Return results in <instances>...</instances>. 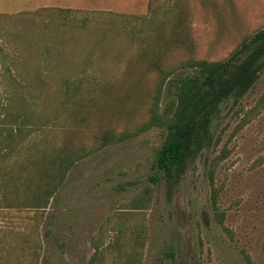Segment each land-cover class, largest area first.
I'll return each mask as SVG.
<instances>
[{
	"label": "rangeland",
	"instance_id": "obj_1",
	"mask_svg": "<svg viewBox=\"0 0 264 264\" xmlns=\"http://www.w3.org/2000/svg\"><path fill=\"white\" fill-rule=\"evenodd\" d=\"M173 1L100 7L97 0H57L66 6L37 7L32 0H0V124L5 111L26 105L36 121L48 122L15 147L19 159L61 147L87 151L103 125L122 130L114 117L98 125L85 119L105 106L103 90L117 88L109 81L123 69L116 55L135 56L125 39L133 20L120 15L147 16L149 8ZM176 3L186 8L196 59L223 60L264 27V0ZM182 57L177 50L172 59ZM81 76L82 96L65 104L60 81ZM241 119L247 123L237 129ZM211 133L217 144L198 151L170 188L153 167L164 131L150 129L75 162L44 210L0 204V264H264V67L242 98L220 105ZM213 157L219 160L209 180Z\"/></svg>",
	"mask_w": 264,
	"mask_h": 264
},
{
	"label": "trees",
	"instance_id": "obj_2",
	"mask_svg": "<svg viewBox=\"0 0 264 264\" xmlns=\"http://www.w3.org/2000/svg\"><path fill=\"white\" fill-rule=\"evenodd\" d=\"M58 12L70 10L59 9ZM120 16L133 20L134 24L127 27L124 36L128 47L135 50V56L128 59L116 55V62L123 69L116 79L109 81H115L117 88L103 90L105 106L98 108L97 118L89 114L85 119L87 124L89 120H96L98 125L103 118L114 117L121 121L122 130L114 132L103 125L96 139L98 143L87 151L81 149L76 153L61 147L49 155L36 151L33 156L19 159L15 147L48 122L36 121L34 110L27 105L13 114L5 111L2 122L6 123L0 124V204L3 207L44 210L75 162L150 129L164 131L153 167L163 174L170 188L198 151L217 144V139L212 140L211 120L220 105L228 99L235 102L242 98L264 67V27L243 37L225 59L208 61L192 56L188 14L185 6L180 7L176 0L163 8H149L147 16ZM131 44H136L135 48ZM177 50H181L184 57L173 60ZM134 65L139 66V72L133 74ZM84 80L81 76L60 81L57 92L64 103L82 96ZM246 123V119H241L237 129ZM218 160L219 157H213L210 162L209 180ZM210 200L214 220L221 225L222 213L216 207L213 191ZM244 258L248 262V258Z\"/></svg>",
	"mask_w": 264,
	"mask_h": 264
},
{
	"label": "crops",
	"instance_id": "obj_3",
	"mask_svg": "<svg viewBox=\"0 0 264 264\" xmlns=\"http://www.w3.org/2000/svg\"><path fill=\"white\" fill-rule=\"evenodd\" d=\"M34 1L35 4L37 7L40 6V7H63V6H66V5H62V4H57L56 1L57 0H32ZM61 1H65V0H61ZM80 1H88V0H80ZM98 2H100V4H97L99 5L100 7L101 6H107V4H111L110 2L111 1H114V0H97Z\"/></svg>",
	"mask_w": 264,
	"mask_h": 264
}]
</instances>
